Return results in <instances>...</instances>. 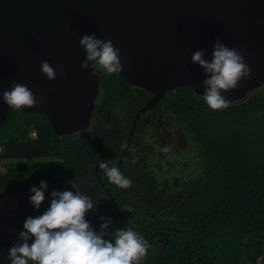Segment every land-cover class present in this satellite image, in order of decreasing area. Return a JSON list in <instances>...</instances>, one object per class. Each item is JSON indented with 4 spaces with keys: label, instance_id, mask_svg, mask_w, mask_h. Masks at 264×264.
Returning <instances> with one entry per match:
<instances>
[{
    "label": "trees",
    "instance_id": "16d2710c",
    "mask_svg": "<svg viewBox=\"0 0 264 264\" xmlns=\"http://www.w3.org/2000/svg\"><path fill=\"white\" fill-rule=\"evenodd\" d=\"M95 68L100 90L87 129L58 136L43 112L10 110L0 124V189L72 182L96 205L85 217L93 230L118 210L113 235L131 227L153 236L140 264H264V85L221 110L186 85L166 92L136 122L118 166L132 186L120 188L99 166L98 179L95 162L116 166L134 114L151 93ZM166 122L180 127L188 148L161 164L142 150V139Z\"/></svg>",
    "mask_w": 264,
    "mask_h": 264
},
{
    "label": "water",
    "instance_id": "95a60500",
    "mask_svg": "<svg viewBox=\"0 0 264 264\" xmlns=\"http://www.w3.org/2000/svg\"><path fill=\"white\" fill-rule=\"evenodd\" d=\"M93 33L120 49L123 69L117 74L151 93L134 114L126 147L139 116L153 109L166 92L186 85L202 96L206 77L191 55L202 49L210 60L217 37L237 49L251 68L249 79L222 94L234 102L264 85V0H0V124L12 109L3 101V91L15 81L44 100L19 110L43 112L56 135L87 129L99 81L95 64L81 68L86 53L79 40ZM44 60L56 69L55 80L42 73ZM61 68L66 77L60 75ZM188 73L191 78H186ZM39 184L0 189V264H10L7 254L25 218L42 214L53 190L79 191L67 180L48 182L45 200L36 210L29 196L30 188Z\"/></svg>",
    "mask_w": 264,
    "mask_h": 264
},
{
    "label": "clouds",
    "instance_id": "9594fccd",
    "mask_svg": "<svg viewBox=\"0 0 264 264\" xmlns=\"http://www.w3.org/2000/svg\"><path fill=\"white\" fill-rule=\"evenodd\" d=\"M79 44L86 53L82 69L87 70L91 62V67L98 64L108 74L122 71L120 49L111 40L100 39L93 33L83 35ZM211 57L206 59L201 49L192 53L191 61L203 69L206 77L203 100L212 110L227 109L231 101L222 93L238 88L242 79H249L251 68L237 49L229 48L219 37L214 42ZM40 67L48 80L57 78V71L49 61H42ZM60 75L66 77L67 72L61 68ZM186 78H191V74H186ZM2 96L3 101L15 109L44 103L27 85L15 81ZM99 167L112 184L120 188L132 186V181L118 167H109L106 162H101ZM47 188L46 180H41L39 187L30 188L29 202L34 209H40ZM95 207L90 196L82 192L53 190L50 206L42 214L25 218L7 254L10 264H29L30 261L33 264H140L150 247L148 240L131 227L118 229L113 235L108 231L110 219L101 224L99 232L94 231L85 217L88 210ZM121 210L131 211L127 206H121ZM106 234L114 237V242L105 239Z\"/></svg>",
    "mask_w": 264,
    "mask_h": 264
},
{
    "label": "rangeland",
    "instance_id": "374dc122",
    "mask_svg": "<svg viewBox=\"0 0 264 264\" xmlns=\"http://www.w3.org/2000/svg\"><path fill=\"white\" fill-rule=\"evenodd\" d=\"M154 134L153 138L148 141H146V136L144 141L142 139V148L161 164H166L165 158L170 160L172 154L177 155L176 161L179 155L183 153L182 150L188 148L186 135H184L179 126L166 122V124L159 126L154 131ZM158 148H163L164 156L157 150ZM44 160L48 161L51 159L45 158ZM4 163L5 160H0V170L2 171L4 170Z\"/></svg>",
    "mask_w": 264,
    "mask_h": 264
},
{
    "label": "flooded vegetation",
    "instance_id": "af4514ba",
    "mask_svg": "<svg viewBox=\"0 0 264 264\" xmlns=\"http://www.w3.org/2000/svg\"><path fill=\"white\" fill-rule=\"evenodd\" d=\"M95 66L97 67V68H100V66L98 65V64H95ZM95 70H96V72H97V74H98V81H99V77H100V73H99V71H98V69H96L95 68ZM99 90H100V82H99ZM150 99V98H149ZM96 101V100H95ZM158 104V103H157ZM129 133H130V130H129V132H128V136H127V138H126V141H127V139H128V137H129ZM134 133V132H133ZM133 133H132V135H133ZM118 136V135H117ZM131 138H132V136H131ZM131 138H130V141H131ZM126 141H125V143H124V146H123V149H122V153H121V155H120V158H119V160L117 161V164H116V166L118 167L119 165H120V163H121V160L123 159V157H124V154H125V152H126V149L128 148V145H127V147H126ZM129 141V142H130ZM142 150H143V148H142ZM142 154H143V151H142ZM176 154L173 156V157H171L170 158V160H168V158H165V159H167V161L168 162H170V161H172V162H174L175 161V159H176ZM142 159H143V157H142ZM166 161V160H165ZM97 162H104L102 159H98L96 162H95V165H96V163ZM98 166H99V164H98ZM96 168V167H95ZM97 173H98V170H97Z\"/></svg>",
    "mask_w": 264,
    "mask_h": 264
},
{
    "label": "built area",
    "instance_id": "2783aa9c",
    "mask_svg": "<svg viewBox=\"0 0 264 264\" xmlns=\"http://www.w3.org/2000/svg\"><path fill=\"white\" fill-rule=\"evenodd\" d=\"M31 134H32V136H35V132H32Z\"/></svg>",
    "mask_w": 264,
    "mask_h": 264
}]
</instances>
